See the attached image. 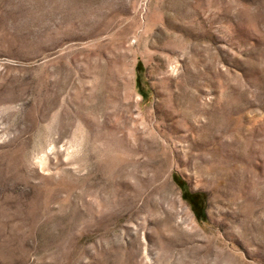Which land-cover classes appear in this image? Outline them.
I'll return each mask as SVG.
<instances>
[{"label": "rangeland", "instance_id": "rangeland-1", "mask_svg": "<svg viewBox=\"0 0 264 264\" xmlns=\"http://www.w3.org/2000/svg\"><path fill=\"white\" fill-rule=\"evenodd\" d=\"M0 264H264V0H0Z\"/></svg>", "mask_w": 264, "mask_h": 264}]
</instances>
